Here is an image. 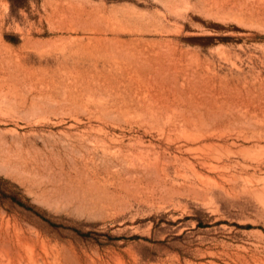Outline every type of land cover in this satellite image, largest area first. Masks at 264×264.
Listing matches in <instances>:
<instances>
[{
  "label": "rangeland",
  "instance_id": "obj_1",
  "mask_svg": "<svg viewBox=\"0 0 264 264\" xmlns=\"http://www.w3.org/2000/svg\"><path fill=\"white\" fill-rule=\"evenodd\" d=\"M0 264H264V0H0Z\"/></svg>",
  "mask_w": 264,
  "mask_h": 264
},
{
  "label": "bare ground",
  "instance_id": "obj_2",
  "mask_svg": "<svg viewBox=\"0 0 264 264\" xmlns=\"http://www.w3.org/2000/svg\"><path fill=\"white\" fill-rule=\"evenodd\" d=\"M94 192V191H93ZM97 193V192H96Z\"/></svg>",
  "mask_w": 264,
  "mask_h": 264
}]
</instances>
